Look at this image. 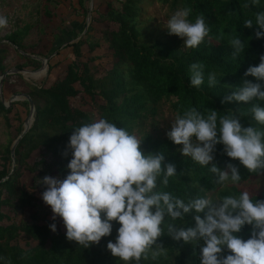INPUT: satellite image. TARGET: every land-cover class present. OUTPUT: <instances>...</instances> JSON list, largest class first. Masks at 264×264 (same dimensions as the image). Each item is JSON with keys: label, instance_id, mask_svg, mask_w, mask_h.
<instances>
[{"label": "trees", "instance_id": "1", "mask_svg": "<svg viewBox=\"0 0 264 264\" xmlns=\"http://www.w3.org/2000/svg\"><path fill=\"white\" fill-rule=\"evenodd\" d=\"M86 0H79L84 8ZM174 12L180 8L190 9L188 19L194 21L197 16H203L209 28L208 36L195 48H185L183 40L174 35L153 40L146 33L148 25L142 19L144 0H122L119 9L111 3L102 15L104 20L117 24V29H105L103 39L112 51L115 62L104 77L96 78L90 62L96 57L79 64L72 62L68 66L65 77L50 87L29 84L27 93L35 104V117L31 127L23 134L12 158L13 141L0 150L3 165L0 168V264H122L106 248L109 240L114 242L119 225L114 221L109 236L102 237L99 243L83 248L76 242L66 239V229L58 227L57 220L45 219L38 222L22 221L3 224L6 217L2 207L13 203L18 210L36 205L37 197L29 192L20 181V165L24 164L37 150L44 149L52 158V166L60 177L68 171L66 165L71 159L70 153L65 156V146L71 135L72 128L90 122L93 117L89 112L75 108L71 98L76 97L80 90L92 98L100 95L104 102L98 106L100 118L114 122L118 127L125 128L129 133L141 140L140 148L144 154L163 153L164 164L173 163L176 175L169 178L167 186L157 181V190L167 191L184 200L197 196H207L213 201L225 195H237L246 191L242 184L257 179L261 172H249L239 162L226 156L223 145L216 146L215 158L212 163L224 168L231 161L239 167L241 179L236 183L225 182L223 186L215 182V177L207 167H202L190 157L181 154V145L174 144L168 137L155 136L144 130L145 123L155 116L162 102L171 105L175 116L195 108L202 114L211 110L218 112V118L228 112L241 115L243 126H254L251 120L250 106L241 102H227L224 97L229 95L243 79L255 82L254 77H245L244 72L249 66L258 65L259 56L264 54V38L254 37L255 25L247 28L243 24L246 18H252L257 11L264 10V0L261 4L252 6L250 0H158ZM50 13V11H47ZM91 27H89L90 30ZM31 25L5 35L8 43L19 50L24 49V38L28 35ZM88 30V29H87ZM86 30V32H87ZM88 30V31H89ZM239 35L241 41H248V48L239 56L233 57L229 41ZM79 37V35H78ZM0 40V70L4 71L3 58L7 49L2 47ZM85 39L71 43L78 60L82 56V46ZM99 43L88 41L91 51L98 48ZM32 60L28 56L24 58ZM41 65V61L32 60ZM198 62L204 65V82L200 88L190 87L189 66ZM22 70V67L20 68ZM216 75V85L209 87L208 73ZM28 101V100H27ZM223 101V102H222ZM29 103V101H28ZM264 104V102H260ZM13 111L0 99V112L10 121L9 114ZM20 120L17 113L16 116ZM20 127L19 136L23 133ZM45 162L44 159L37 163ZM29 167V166H28ZM163 167V164H162ZM36 164L29 170L36 172ZM44 172V171H42ZM42 175V174H41ZM38 175L35 176V178ZM251 198L264 200V191H247ZM4 194L6 196L4 197ZM203 216V214H201ZM55 222L56 231L49 228ZM176 227L194 225L192 214L185 216L183 221H172L165 217L162 222L161 236L158 237L163 250L153 245L146 256H142L139 264H199V246L183 243L172 239L168 233V224ZM21 233L37 243L27 248L22 247L17 239ZM239 235L247 239L250 236V226L242 227ZM153 251L157 255L153 256ZM227 254V251L221 255Z\"/></svg>", "mask_w": 264, "mask_h": 264}, {"label": "clouds", "instance_id": "2", "mask_svg": "<svg viewBox=\"0 0 264 264\" xmlns=\"http://www.w3.org/2000/svg\"><path fill=\"white\" fill-rule=\"evenodd\" d=\"M262 0H250L252 6ZM190 9L180 8L162 25L169 35L183 40L185 48H195L208 36L209 28L203 16L188 19ZM7 24L0 17V27ZM247 28L255 25L254 37L264 38V10L243 20ZM233 57L244 53L248 41L239 35L229 41ZM189 86L200 88L204 82V65L194 62L189 66ZM242 83L224 97L227 102H241L250 106L254 126H243L241 115L228 112L218 118L216 110L206 115L191 108L175 116L166 133L182 155L207 167L221 186L225 182L240 181L239 167L229 161L224 168L212 163L216 146L223 145L227 157L239 162L249 172L264 170V54L258 65L249 66ZM209 87L216 85L214 73H208ZM223 102V101H222ZM63 155L71 159L66 168L70 171L63 179L44 176L39 184L45 185L42 201L50 206L52 220H62L66 239L83 248L99 243L113 229L119 227L114 242L106 248L122 264H139L142 256L157 243L165 217L172 221L185 219L192 214L194 225L176 227L168 224L172 239L199 246V264H264V200L253 199L247 191L225 195L213 201L197 196L185 202L167 191L157 190V181L167 186L175 176L176 166L164 164L163 153L144 154L141 140L105 118L72 128ZM163 164V167H162ZM203 214V216L201 215ZM250 226V236L242 238L243 226ZM55 232V222L49 224ZM227 251V254L221 253ZM153 256L157 251H153Z\"/></svg>", "mask_w": 264, "mask_h": 264}, {"label": "rangeland", "instance_id": "3", "mask_svg": "<svg viewBox=\"0 0 264 264\" xmlns=\"http://www.w3.org/2000/svg\"><path fill=\"white\" fill-rule=\"evenodd\" d=\"M121 1L86 0L84 8H82L79 0H0V17L7 19V24L0 27V40L24 25H31L28 35L24 38L25 50H19L15 45L8 43L6 39L1 41L2 47L7 49V53L3 58L4 71L0 70V81L4 73L8 72V75L4 77L2 86L0 85V99H4L5 102L13 101V111L9 114L10 121H7L4 114L0 112L1 151L9 142L13 141L14 144L19 137L20 127L25 128L27 119L30 122L34 120L30 112V104L24 96L30 91L29 84L50 87L65 77L69 64L75 62L82 68V63L93 57L96 59L90 62V66L96 78L104 77L112 68L115 59L102 34L105 29H117L118 26L104 20L102 15L106 12L108 3L121 9ZM142 6V19L144 24L148 25L146 33L149 37L154 40L174 36L169 35L162 27L165 20L174 13L172 9L167 5H162L158 0H144ZM48 10L50 13L47 12ZM86 27L88 30L89 27L91 28L86 32ZM80 38L85 39V43L81 49L82 56L77 60L70 44ZM88 41L99 43L98 48L91 51ZM24 56L41 61V65L33 63L32 60L24 58ZM46 58L48 59L46 71L44 74H38L43 69V61ZM21 67L22 70L17 72ZM9 71H15V73ZM76 87L80 92L76 97L71 98L72 106L89 112L93 119H100L98 106L104 102L103 98L100 95L92 98L83 91L78 83ZM17 113L20 120L16 117ZM173 118H175V114L171 105L168 102H162L157 114L145 123L144 130L155 136L168 137L166 133L171 128ZM43 159L45 162L37 165ZM35 164L38 167L37 171H30L29 167ZM2 165L3 160L0 156V168ZM20 171L21 184L37 197L36 205L23 210L16 209L13 203L4 205L2 211L7 218L2 223L5 225L19 224L22 221L34 223L33 215L38 217V222L41 224L45 219L52 220L53 213L50 206L41 199V192L46 186L39 182L46 175L60 179L64 177H60L53 168L51 156L44 149L37 150L24 164L20 165ZM36 175L38 176L35 178ZM242 188L246 191L263 192L264 174L255 180L243 183ZM5 196L6 194H4ZM56 220L58 227L64 230L62 220L59 218ZM17 242L25 248L37 243L23 233Z\"/></svg>", "mask_w": 264, "mask_h": 264}, {"label": "water", "instance_id": "4", "mask_svg": "<svg viewBox=\"0 0 264 264\" xmlns=\"http://www.w3.org/2000/svg\"><path fill=\"white\" fill-rule=\"evenodd\" d=\"M88 27H86L85 31L87 30ZM84 31V32H85ZM48 63V59H44L43 61V66L47 65ZM21 70H17V72H20ZM10 73H15V71H9ZM25 72H28V71H25ZM8 75V72L4 73L3 74V77L1 78V81H0V85L2 86L3 84V79L4 77H6ZM26 97V99L29 101V104H30V112H31V115L32 117L34 118L35 117V104L34 102L32 101V99L30 98V96L28 94H25L24 95ZM2 101L6 104L7 107H10L11 104L13 103L12 100L8 101V102H5L4 99H2ZM33 122V121H32ZM32 122H30L28 119L26 121V124H25V128L23 130V133L16 139V141L14 142L12 148H11V151H12V158L15 159V150H16V147H17V144L18 142L20 141V139L22 138L23 134H25L27 132V130L31 127V124Z\"/></svg>", "mask_w": 264, "mask_h": 264}, {"label": "bare ground", "instance_id": "5", "mask_svg": "<svg viewBox=\"0 0 264 264\" xmlns=\"http://www.w3.org/2000/svg\"><path fill=\"white\" fill-rule=\"evenodd\" d=\"M45 69H46V65L43 67L42 70H40V71L38 72V74H39V73H41V74L43 73V74H44V73H45L44 71H46Z\"/></svg>", "mask_w": 264, "mask_h": 264}]
</instances>
